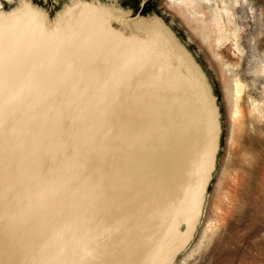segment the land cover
<instances>
[{
    "label": "water",
    "instance_id": "1",
    "mask_svg": "<svg viewBox=\"0 0 264 264\" xmlns=\"http://www.w3.org/2000/svg\"><path fill=\"white\" fill-rule=\"evenodd\" d=\"M145 1L0 12V264H173L192 239L218 111Z\"/></svg>",
    "mask_w": 264,
    "mask_h": 264
},
{
    "label": "rangeland",
    "instance_id": "2",
    "mask_svg": "<svg viewBox=\"0 0 264 264\" xmlns=\"http://www.w3.org/2000/svg\"><path fill=\"white\" fill-rule=\"evenodd\" d=\"M30 1L52 15L72 0ZM140 1L116 0L132 12ZM150 12L196 55L220 127L198 224L173 264H264V0H147Z\"/></svg>",
    "mask_w": 264,
    "mask_h": 264
},
{
    "label": "flooded vegetation",
    "instance_id": "3",
    "mask_svg": "<svg viewBox=\"0 0 264 264\" xmlns=\"http://www.w3.org/2000/svg\"><path fill=\"white\" fill-rule=\"evenodd\" d=\"M130 1H131L132 3H134V0H130ZM146 1H147V0H146ZM146 1H145V2H146ZM145 2H144V3H145Z\"/></svg>",
    "mask_w": 264,
    "mask_h": 264
}]
</instances>
